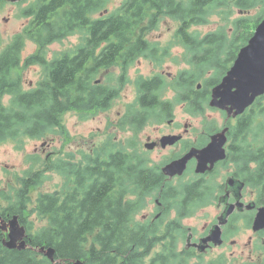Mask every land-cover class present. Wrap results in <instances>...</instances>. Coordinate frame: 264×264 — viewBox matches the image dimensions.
Listing matches in <instances>:
<instances>
[{"label":"trees","instance_id":"obj_1","mask_svg":"<svg viewBox=\"0 0 264 264\" xmlns=\"http://www.w3.org/2000/svg\"><path fill=\"white\" fill-rule=\"evenodd\" d=\"M112 1L35 0L21 12L33 19L0 48V143L22 142L25 138L44 140L60 127L63 113L74 109L86 112L106 108L109 91L106 92L103 85L92 83L98 70L108 69L117 61L134 60L139 55L155 59L154 46L145 37L148 30L155 29L164 17L178 23L175 36L187 47V63L193 67L189 70L187 88L189 86L188 91L193 93V85L203 78L202 73L225 69L220 66L231 61L232 54L245 44L264 13V0H121L109 9ZM4 3L5 0H0V7ZM256 5L261 6L256 17L241 15L231 21L230 34L238 37L230 44L226 39L229 34L226 26L204 34L202 40L198 37L199 32L191 31L193 27L206 24L213 14H225L230 19L234 9L249 12ZM99 12L103 15L95 16ZM74 33L91 38L86 48L93 56V70L80 75L75 73L77 68L69 51L51 61H47L44 54L46 47ZM238 38L239 43L236 42ZM26 40L37 44L38 50L23 60ZM100 46V51L95 54ZM31 64L42 65L45 77L36 87L26 90L21 81V68ZM119 67L126 68L125 65ZM220 77L204 80L200 92L205 95V100L208 88ZM148 82L140 79L137 89L149 93L150 85H153ZM5 96L9 98L6 103L3 102ZM206 107L189 102L192 113L204 112ZM243 115L232 129V137L243 147L249 133L257 135L249 145V155L254 163L249 184L256 191L257 203L264 205V96ZM127 125L136 126V122L131 119L125 127ZM105 143L107 152L93 158L85 156V166L60 169L58 160L44 162L48 170L65 177L62 195L38 192L32 198V193L46 179L44 171L36 167L19 177L17 187L11 186L15 200L2 212L0 210V215L4 219L18 215L26 228L29 246L22 250L5 248L2 244L5 233L0 231V264H73L77 260L83 264H188L187 259L192 254L176 251L177 236L181 232L175 222L164 228L136 218L143 207L144 195L153 186L149 168L144 166L136 151L124 152L110 141ZM70 157L67 155L66 158ZM32 158L36 165L39 159L34 155ZM59 160L62 164L70 163L65 158ZM159 183L161 180L154 181L156 185ZM183 192L188 197L197 196ZM5 193L1 191L3 198ZM30 204H33L30 213L46 222L36 231L25 216ZM180 204L188 208L191 200L188 198ZM237 232L235 229L226 234L232 236ZM260 234L264 237V231ZM157 244H162V250L150 258ZM41 246L54 248L55 261L51 262L36 251ZM256 249L258 260L264 264V243H257ZM206 264L226 262L219 256L216 261Z\"/></svg>","mask_w":264,"mask_h":264},{"label":"flooded vegetation","instance_id":"obj_2","mask_svg":"<svg viewBox=\"0 0 264 264\" xmlns=\"http://www.w3.org/2000/svg\"><path fill=\"white\" fill-rule=\"evenodd\" d=\"M15 3L16 2H8L5 0L6 5H12ZM104 13H106V11H104ZM102 15L103 14L99 12L95 16ZM28 18H31V20L33 19L32 16H29ZM191 31L194 30L191 29ZM81 34L83 35L82 41L73 47L69 54L72 63L76 65L77 69L75 70V73L77 75H80L84 71L93 70V56L86 48V43L91 38L83 33ZM198 37L202 40L204 35H200ZM237 37L238 36L227 35L226 39L230 44L231 41ZM236 42L239 43V38ZM151 43L152 46H154L153 49L156 56V63L157 65H160L162 62L166 61L169 48L158 45V43L155 42ZM172 43L183 47L184 53L182 57L187 63V47L180 42V39L177 36H175V31L172 37ZM100 49L101 46L95 50V54H98ZM238 49L239 47L236 49V52L232 54L231 61L229 63L225 65L222 64L220 66V68L225 66L224 70H216V73L212 75L215 76L214 79L219 76H221V79L222 76L226 74L237 56ZM144 57L147 58V56H142L134 60L133 58H128L125 61H117L116 64L113 63V66L108 69L98 70L99 72L92 80V83L96 85H103L104 90L106 92L109 91L108 95L110 99L107 102L108 106L106 108L101 110L93 108L86 111V113L99 111L104 113V118H107V113L111 110L112 105L116 102H120L123 93V89H116L118 88L117 86L119 84V80H112L109 75L112 68L121 69L119 66L125 65V69L130 70L131 66L136 61L138 62L140 58ZM194 70H198V68H195ZM140 72L141 71L137 68L133 71V73ZM207 72L208 71H205L202 74L205 75ZM150 76L151 77L148 78H140L149 81L148 83L153 85V87L150 85L149 93H141L136 88V94L133 93L131 99L128 100L129 107H125L123 111L118 110L116 115L111 117L112 119L109 122L112 129H129L131 135L128 139H126V141H118L116 148L124 152L136 151L138 153L137 156L141 158L144 166L149 168V176L152 177L153 186H151L149 192L144 195V199L146 198L147 201V198L153 194L155 196L153 199L155 207L151 211L153 215L151 216L150 214H145L141 219L142 222H148L149 225L155 224L154 226L166 228V224L174 221L178 226L177 230L180 231L183 226L181 224L184 218L190 217L192 214L194 215L198 210L200 212L207 207H211L214 209L212 219L209 223L205 224L203 229L199 231L200 233H197V231L194 232L192 228H186V230L182 232L180 231L181 235L177 236V243L175 245L177 253L186 252L192 254L193 256H199L201 255V246H206L207 250L204 253L214 247H221L225 244L226 240L230 238H227V229H232V227L239 228V226L251 231V235L248 237V245H256L259 242L264 243V237L260 234L261 231L253 232L251 228L256 210L262 206L257 203L256 191L253 190L249 184L250 172L254 167V163L251 161L249 155V152L251 151V146H249L251 145V141H246L245 146L242 147L238 146L237 140L232 137V129L237 126L242 115L249 113L250 109H247L243 114L235 117L228 116L225 110L212 108L210 106V110H208L204 116L193 114L189 112V102L191 101L192 104L196 102L199 106L209 105V101L211 99V89L214 85L220 82V79L208 88V95H206L207 100H205V95L200 92L204 87L200 81L201 79L197 81L198 84L193 85V93L188 91L189 86L187 88V82H189V70L172 76L174 77L172 79H167L166 77L168 76L165 77L162 72L158 73V68H155L154 73L151 72ZM119 77L121 79V85L125 82L122 80L124 79V75L122 76L120 74ZM135 83L136 81L131 80L132 86H134ZM75 84V87H77V82H75ZM198 86L201 88H198ZM72 111L76 114L81 113V111L77 109ZM213 113L219 114V119L217 121L213 119ZM92 117L94 118V116ZM195 117L205 119V124L202 125L200 129L198 127V119L195 120ZM77 119L79 120L78 116ZM131 119L135 120L136 126L127 125V127H125V124L129 123ZM218 122L221 123L215 125ZM147 129H150V132H147ZM222 131L224 133H221ZM219 133H221L222 137L225 136L222 146L224 148L225 157L223 159L216 160L210 170L196 172L195 168L197 158L196 156H192L187 160L186 167L181 174H174L170 176L163 171L166 165L182 158L191 150H201L207 146L212 137ZM70 135L72 137L71 146H77V132L74 131L73 133H70ZM217 139L219 140L220 137L218 136ZM80 141L81 144L78 145L79 147L83 145L85 146L86 143H88L89 151L86 152L85 156L88 155L91 158L97 155H102L108 150V145L105 143L107 139L101 140L98 144L93 140L89 142H87V140L84 142L81 139ZM114 141L116 142L115 139ZM148 144H151V146H147ZM163 150H169V153L163 158L160 156H157L154 159L150 158L151 153L157 152L158 154H162ZM67 155L72 157L66 158ZM45 158L47 159L48 156L46 155ZM53 158L55 160L58 158H65L66 161H70L69 164H62V162L58 160L57 164L60 169L77 168L79 165H87L85 164V158L81 159L79 162V158H76V155L74 156L73 152L65 154V152L60 151V153L57 154V157H54L53 155ZM207 165L209 166L210 163ZM220 169H225V171L222 173ZM185 178L189 180L185 183H180V181ZM221 178L223 181L218 184V187L214 186L211 182L214 179ZM230 179L234 182V187L228 184V180ZM89 180H91V177ZM155 180H161V183L156 185L154 184ZM172 180L179 182V191L175 192L177 185L173 186L171 184ZM210 183H212V185ZM238 183H241V189L237 192L236 187ZM88 185H91V183H88ZM63 186L62 189H59L60 191H58V194L62 195L64 192ZM183 191H186L188 194L193 193L197 196L188 197ZM194 191L197 193H194ZM136 193L138 194V197H140V191ZM188 198L191 200L190 207H182L180 202L185 201ZM171 201L177 202L176 205L172 204ZM250 204H254V207L248 208L247 206ZM229 205H234L233 210L227 217L223 216V213L227 207L229 208ZM144 206L145 205L143 204V207ZM176 206L178 208H176ZM143 207L140 212L143 210ZM225 218L226 223L221 225L223 244L221 246H213L211 242L203 243V239L208 236L210 230L215 225L220 224V222L225 220ZM183 239L185 241H183ZM234 242L235 241L233 240L232 243L234 244ZM157 246H159V244H157L154 249ZM160 246L162 250V244H160Z\"/></svg>","mask_w":264,"mask_h":264},{"label":"rangeland","instance_id":"obj_3","mask_svg":"<svg viewBox=\"0 0 264 264\" xmlns=\"http://www.w3.org/2000/svg\"><path fill=\"white\" fill-rule=\"evenodd\" d=\"M121 0H114L109 5V9H113L114 6L120 3ZM35 0H20L16 1L15 4L6 5L5 3L0 7V48L7 44L16 34L20 33L23 28L29 25L31 18L25 17L21 15V12L25 10L29 5L34 3ZM261 12V6H255L250 9L248 15L252 17H256ZM237 17V10L234 9L233 13L230 16V19L225 14H213L209 21L201 26L193 27L192 29L195 32H199L200 35L206 34L212 31H218L223 26H226L228 29V33L232 30L231 21ZM159 24L154 29L148 30L146 33V39L150 42L158 43V45L169 48L168 49V57L166 61L162 62L160 65H157L156 59L150 58H140L138 62L136 61L131 69H119L112 68L110 72V77L112 80L118 81V90L123 89V93L120 99V102H116L112 105L111 110L107 113V118H104V113L102 112H81L76 114L73 111H68L62 114L61 116V125L58 129H55L52 132L50 138L47 139H32L25 138L22 142H14V141H5L0 143V210L1 212L8 206V204L14 202L15 196L11 192V186L17 187L19 184V177H23L25 172L32 168H40L44 171L46 179L39 186V188L32 193V198L34 199L38 192H58L59 189H62V186L65 185V177L62 174L54 171H50L47 169V165H44V162L57 161L61 158L55 160L53 158L57 157V154L61 152H73L76 158H79V162L81 159L85 158L86 152L89 151V145L79 147L81 144V139L85 142H89L91 140L95 141L97 144L101 142V140L107 139L112 144H116L117 142L126 141L128 137L131 135L129 129H112L110 127L111 117L116 115L118 110L123 111L125 107H129V99L133 96V93L136 94V83L140 80V78H148L151 77V72L154 73L155 68H158V73L162 72L167 79H172L174 75H177L180 72H184L186 70H191L193 67L189 66L183 60L184 49L181 46H177L172 43V37L174 31L176 30L178 23L171 18L164 17L160 19ZM230 30V31H229ZM83 39L82 34H74L72 36L66 37L60 42H54L48 47L44 49L45 58L47 60H52L56 58V56L60 55L64 51H71L73 47L78 45ZM38 46L31 40H26L25 45L22 52V59L25 60L30 55L37 52ZM142 57V56H139ZM138 57V58H139ZM153 63V64H152ZM140 70V73H133L135 69ZM216 73L215 69L209 70L203 78L200 80L203 85L204 79H208L212 77L213 74ZM124 75L125 82L120 85L121 79L119 75ZM43 66L39 64L31 65L27 68L24 66L21 68V81L23 83L24 89H30L36 87L38 83L44 78ZM131 80L136 81L134 86L131 85ZM120 85V86H119ZM8 96L3 98V102L8 101ZM207 112V111H206ZM206 112L199 115H206ZM79 117V120L77 119ZM94 116V118L92 117ZM200 117V116H199ZM199 117H195V120L198 119L199 129L202 125L205 124V119ZM213 119L216 121L219 119L218 113H213ZM78 123V124H76ZM218 122L215 125L220 124ZM74 131L77 132V146H71L72 137L70 133ZM150 132V129L146 130ZM257 135L253 133H249V136H246V141L253 140ZM116 140V142L114 141ZM252 142V141H251ZM43 152V153H42ZM169 153V150H163L162 154H158L157 152L151 153L150 158H155L157 156L164 157ZM35 156L39 159L36 165L33 163L32 156ZM48 156L46 159L45 156ZM46 160V161H44ZM39 165L40 167H37ZM35 169V168H34ZM223 173L225 169H220ZM189 179L185 178L180 181V183H185ZM221 179H214L211 182L214 186L218 187L219 183H222ZM212 183H210L212 185ZM173 186H176L175 192L179 191V182L171 181ZM64 188V186H63ZM182 188V187H181ZM1 191L5 194L3 198L1 195ZM215 194V193H214ZM61 195V194H60ZM148 197V196H147ZM155 196L152 194L144 199L143 210L137 214V219H142V217L146 214H152V209L155 207V203H153V199ZM172 202V201H171ZM177 202H172V204L176 205ZM33 204H30L27 209V222L32 224L33 231L38 230L41 226L45 225V221L36 216L35 213H30L33 209ZM176 208H178L176 206ZM214 213V209L211 207H207L199 212V210L190 217L184 218L182 220V228L180 231L186 230V228H192L193 231H197L200 233L205 226V224L209 223L212 219ZM173 219V218H172ZM170 220V219H169ZM174 222V221H171ZM238 229L237 234L230 236L229 239L226 240L225 244L221 247H214L213 249H209L206 253L201 249L199 256H190L188 264H206L207 262L214 260L216 261L219 256H222L225 259L226 264H263L258 260V251L256 249V245H248V237L251 235V231L246 228H242L241 226L232 227V231ZM185 238V237H184ZM235 241L234 244L232 241ZM183 241H185L183 239ZM209 243V242H207ZM211 244L214 246L213 242ZM220 246V245H219ZM161 251V246H157L152 253L150 254V258L155 255V253ZM165 254V253H161ZM160 254V255H161ZM166 255V254H165ZM147 258V260L149 259Z\"/></svg>","mask_w":264,"mask_h":264},{"label":"water","instance_id":"obj_4","mask_svg":"<svg viewBox=\"0 0 264 264\" xmlns=\"http://www.w3.org/2000/svg\"><path fill=\"white\" fill-rule=\"evenodd\" d=\"M6 1L16 2L20 0ZM198 88L200 87L198 86ZM262 95H264V18L257 24L248 42L239 49L232 66L220 82L212 87L209 106L225 110L228 116L235 117L243 114L246 108ZM221 133L214 135L210 143L201 150H191L182 158L169 163L163 171L170 176L181 174L186 167L187 160L192 156L197 158L196 172L210 170L216 160L225 157L224 148L222 147L225 136L222 137ZM218 136L220 137L219 140L217 139ZM147 146H151V144ZM208 163H210L209 166ZM228 184L234 187V182L231 179L228 180ZM236 189L237 192L241 189V183H238ZM247 207L253 208L254 204ZM233 208L234 205H229L223 216L227 217ZM225 223L226 218L220 224L215 225L202 242H213L216 246L221 245V225ZM262 229H264V206L257 209L252 224L254 232ZM0 231L6 233L2 240L5 248L22 250L29 246L26 240V229L20 223L18 215H12L8 220L0 216ZM201 249L205 250L206 246H201ZM36 251L43 254L51 262L55 261L54 248L41 246ZM73 264L83 263L77 260Z\"/></svg>","mask_w":264,"mask_h":264}]
</instances>
